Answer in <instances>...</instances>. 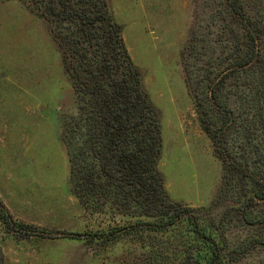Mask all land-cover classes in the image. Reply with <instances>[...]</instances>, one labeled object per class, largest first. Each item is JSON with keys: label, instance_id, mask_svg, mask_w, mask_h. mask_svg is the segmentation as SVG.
<instances>
[{"label": "trees", "instance_id": "trees-1", "mask_svg": "<svg viewBox=\"0 0 264 264\" xmlns=\"http://www.w3.org/2000/svg\"><path fill=\"white\" fill-rule=\"evenodd\" d=\"M23 1L44 21L76 98L61 133L71 194L90 214H115L73 237L139 243L140 264H238L264 249L263 19L240 0H222L224 48L186 79L221 164L217 202L225 206L214 217L212 205H187L165 187L161 112L110 1ZM0 210L12 230L49 233L13 220L1 201Z\"/></svg>", "mask_w": 264, "mask_h": 264}, {"label": "rangeland", "instance_id": "rangeland-1", "mask_svg": "<svg viewBox=\"0 0 264 264\" xmlns=\"http://www.w3.org/2000/svg\"><path fill=\"white\" fill-rule=\"evenodd\" d=\"M109 1L161 112L158 167L170 197L190 206L210 204L218 217L225 206L217 202L221 164L186 79L193 80L201 62L224 48L222 0ZM240 1L264 22V0ZM24 2L0 0V201L13 220L31 229L85 234L115 214H90L71 194L61 133L76 98L44 21ZM227 20L236 25V19ZM138 245L15 231L0 210V264H140L144 254ZM238 264H264V249Z\"/></svg>", "mask_w": 264, "mask_h": 264}, {"label": "water", "instance_id": "water-1", "mask_svg": "<svg viewBox=\"0 0 264 264\" xmlns=\"http://www.w3.org/2000/svg\"><path fill=\"white\" fill-rule=\"evenodd\" d=\"M29 232L37 233V234H48V235H57V236H76L77 234L75 233H60V234H52V233H43L42 231H32L30 230Z\"/></svg>", "mask_w": 264, "mask_h": 264}]
</instances>
